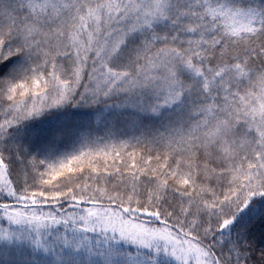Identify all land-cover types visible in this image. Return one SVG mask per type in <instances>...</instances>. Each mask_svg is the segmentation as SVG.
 I'll return each instance as SVG.
<instances>
[{
  "label": "snow or ice",
  "instance_id": "obj_1",
  "mask_svg": "<svg viewBox=\"0 0 264 264\" xmlns=\"http://www.w3.org/2000/svg\"><path fill=\"white\" fill-rule=\"evenodd\" d=\"M0 264H264V0H0Z\"/></svg>",
  "mask_w": 264,
  "mask_h": 264
}]
</instances>
